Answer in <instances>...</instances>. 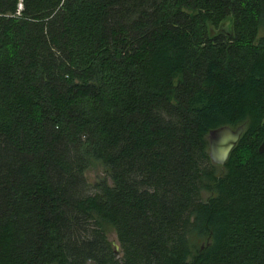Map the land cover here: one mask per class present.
Masks as SVG:
<instances>
[{"label":"trees","instance_id":"16d2710c","mask_svg":"<svg viewBox=\"0 0 264 264\" xmlns=\"http://www.w3.org/2000/svg\"><path fill=\"white\" fill-rule=\"evenodd\" d=\"M262 29L264 0H0V264H264Z\"/></svg>","mask_w":264,"mask_h":264},{"label":"water","instance_id":"95a60500","mask_svg":"<svg viewBox=\"0 0 264 264\" xmlns=\"http://www.w3.org/2000/svg\"><path fill=\"white\" fill-rule=\"evenodd\" d=\"M243 131L242 126L231 128L229 126H220L208 133L209 156L215 163L223 164L231 150L234 148ZM259 153L264 152V136L257 148ZM113 244V243H112ZM114 247V251L117 250Z\"/></svg>","mask_w":264,"mask_h":264},{"label":"rangeland","instance_id":"374dc122","mask_svg":"<svg viewBox=\"0 0 264 264\" xmlns=\"http://www.w3.org/2000/svg\"><path fill=\"white\" fill-rule=\"evenodd\" d=\"M261 35H264V29L261 30ZM215 162V161H213ZM217 164V163H215ZM218 166V165H217ZM218 169H220V167L218 166ZM85 178H86V181H87V187L89 189V191H92L93 190V184L97 181H99L100 179H103V178H106L108 179L107 177V174H106V171H105V168L99 164V163H96L94 162L85 172ZM209 195L208 192H203L202 194V197L203 198H207V196ZM109 240L110 242L113 243V246H115V249L117 250V252L119 251V246H118V243H117V239H116V236L113 232H110L109 235Z\"/></svg>","mask_w":264,"mask_h":264}]
</instances>
